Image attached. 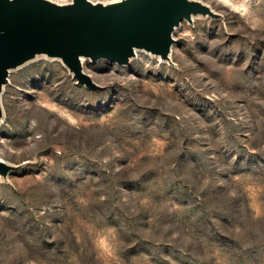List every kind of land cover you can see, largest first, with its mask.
Instances as JSON below:
<instances>
[{
  "label": "rangeland",
  "instance_id": "rangeland-1",
  "mask_svg": "<svg viewBox=\"0 0 264 264\" xmlns=\"http://www.w3.org/2000/svg\"><path fill=\"white\" fill-rule=\"evenodd\" d=\"M201 1L169 61L84 59L98 90L10 71L0 264H264V0Z\"/></svg>",
  "mask_w": 264,
  "mask_h": 264
},
{
  "label": "water",
  "instance_id": "water-1",
  "mask_svg": "<svg viewBox=\"0 0 264 264\" xmlns=\"http://www.w3.org/2000/svg\"><path fill=\"white\" fill-rule=\"evenodd\" d=\"M196 16L219 14L201 0H0V96L10 71L40 56L58 59L77 85L98 90L82 59L126 65L144 51L169 61L174 29ZM23 164L0 158V179Z\"/></svg>",
  "mask_w": 264,
  "mask_h": 264
},
{
  "label": "bare ground",
  "instance_id": "bare-ground-1",
  "mask_svg": "<svg viewBox=\"0 0 264 264\" xmlns=\"http://www.w3.org/2000/svg\"><path fill=\"white\" fill-rule=\"evenodd\" d=\"M137 52V51H136ZM82 63H83V59H82Z\"/></svg>",
  "mask_w": 264,
  "mask_h": 264
}]
</instances>
